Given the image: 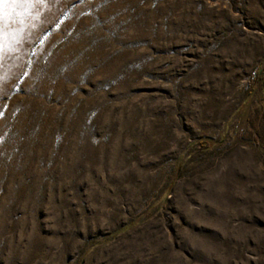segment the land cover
Listing matches in <instances>:
<instances>
[{"label": "rangeland", "instance_id": "1", "mask_svg": "<svg viewBox=\"0 0 264 264\" xmlns=\"http://www.w3.org/2000/svg\"><path fill=\"white\" fill-rule=\"evenodd\" d=\"M15 3L0 264H264V0Z\"/></svg>", "mask_w": 264, "mask_h": 264}, {"label": "snow or ice", "instance_id": "2", "mask_svg": "<svg viewBox=\"0 0 264 264\" xmlns=\"http://www.w3.org/2000/svg\"><path fill=\"white\" fill-rule=\"evenodd\" d=\"M0 6L6 7V8H14L16 7L15 0H12L11 3H9V0H0Z\"/></svg>", "mask_w": 264, "mask_h": 264}]
</instances>
